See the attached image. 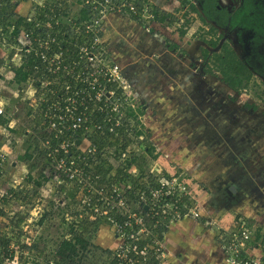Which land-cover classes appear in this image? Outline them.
I'll return each instance as SVG.
<instances>
[{
	"label": "rangeland",
	"instance_id": "obj_1",
	"mask_svg": "<svg viewBox=\"0 0 264 264\" xmlns=\"http://www.w3.org/2000/svg\"><path fill=\"white\" fill-rule=\"evenodd\" d=\"M193 2L196 3L195 0H136L146 11L135 18L108 15V11L102 23L103 39L112 55L110 61L120 67L122 89L134 109V116L129 117L133 131L125 157L133 155L143 170L184 176L200 215L192 220L201 222L209 232L193 241L192 246L197 245L198 251L206 255L201 240L207 239L208 243L212 240L220 250V260L230 264L219 242L228 238L234 218L241 219L252 235H259L252 245H247V251L254 256L264 255V82L253 75L240 91L223 83L215 66L210 61L206 63V57L194 50V43L203 38V27L199 12L190 8ZM162 15L166 18L159 21ZM17 61L16 56L11 59V69ZM0 63L2 67L1 60ZM2 75V79L10 80L7 86L3 85L6 89L20 91L15 71L7 75L3 71ZM5 98L18 122L19 135L29 139L22 133L33 124L28 100L9 94ZM253 105L255 108L251 110ZM146 146L148 150H144ZM12 148H15L13 140ZM103 151L98 162L106 159L110 163L108 152ZM24 152L23 145L15 150L6 159L0 176V192L16 186L15 193L23 198L20 199L23 206L16 213L17 205L5 201L8 214L0 217V228H4L0 230L1 236L17 242L19 247L22 243L37 246L29 252L22 247L21 264L64 263L54 251L61 239L70 238L77 231L90 243L67 264H107L108 247L113 248L116 243L111 228L102 220L94 224L87 216L80 217L76 211L79 197L60 195L65 186L57 183L51 164L41 154L24 159ZM27 163L35 168L30 171ZM137 169L134 173L139 174ZM28 172L33 178L43 180L41 186L27 179ZM211 202H215L216 213L207 217L204 210L211 208ZM41 216L44 219L39 223ZM20 217L23 222L18 226Z\"/></svg>",
	"mask_w": 264,
	"mask_h": 264
},
{
	"label": "built area",
	"instance_id": "obj_2",
	"mask_svg": "<svg viewBox=\"0 0 264 264\" xmlns=\"http://www.w3.org/2000/svg\"><path fill=\"white\" fill-rule=\"evenodd\" d=\"M58 1V9L65 13L53 12L52 5ZM26 3L29 4L26 11L16 10ZM7 6L14 7L16 19L18 16L22 19L14 38L11 36L14 24L0 23L2 66H9L16 56V67L25 72L22 61L32 58V63L37 62L32 71H26L24 81L18 83L20 91H11L14 98L28 100L32 122L41 117L37 131L25 128V133L34 140L33 147H37L33 155L41 154L54 168L57 183L65 186L60 195L70 191L79 197L76 211L80 217L87 216L94 222L102 220L111 228L116 243L113 248L108 247L107 264H175L174 252L167 246V234L174 224L200 218L196 198L185 185L184 176L142 167L138 170L131 163L116 177V168H122L127 159V149L117 159L114 151L123 142L128 145L133 131L129 117H133L130 113L134 114V109L122 89L119 65L110 61L112 55L103 39L102 23L108 11V15L135 18L144 15L145 7L138 6L136 0H0V9ZM39 8L48 12H40ZM13 49L10 55L8 51ZM2 72L0 176L6 159L15 154L12 140L18 142L12 131L18 122L2 92L5 88ZM2 119L6 123H1ZM94 133L101 138L110 135L114 141L99 151L91 141ZM104 149L112 166L108 173L102 174L94 168L100 163L98 155ZM135 168L139 174L134 173ZM16 188L0 192V210L5 214H8L5 201L17 205L14 213L23 206L15 198ZM232 222L234 228L228 232V238L219 242L226 262L264 264V255L254 256L247 251L256 235L241 219L234 218ZM22 254L17 242L6 248L0 245V264H20Z\"/></svg>",
	"mask_w": 264,
	"mask_h": 264
},
{
	"label": "flooded vegetation",
	"instance_id": "obj_3",
	"mask_svg": "<svg viewBox=\"0 0 264 264\" xmlns=\"http://www.w3.org/2000/svg\"><path fill=\"white\" fill-rule=\"evenodd\" d=\"M195 2L191 3L190 8L193 12H199L198 19L202 22L200 26L203 27V38L194 43V50L200 51L202 56L206 57L205 62L210 61L211 65L217 63L214 60L215 55L220 54L225 61V53L228 51L235 55L244 67L239 72H245L243 75L248 76L246 81L243 79V84L239 88H232L220 69L215 67L221 74L223 83L234 91L245 89L253 75H257L264 82V0H195ZM254 108V105L250 107L251 110ZM208 234L209 232L206 236Z\"/></svg>",
	"mask_w": 264,
	"mask_h": 264
},
{
	"label": "trees",
	"instance_id": "obj_4",
	"mask_svg": "<svg viewBox=\"0 0 264 264\" xmlns=\"http://www.w3.org/2000/svg\"><path fill=\"white\" fill-rule=\"evenodd\" d=\"M60 1H58L57 3L53 4V12L54 13H65L64 10H59L58 9V3ZM10 7V6H9ZM8 6L5 7V8H2L0 9V23L3 25V26H6V25H10V24H14V29L12 30V34L11 36L14 38L17 34V31L19 29V27L21 26V19L22 17L21 16H18V18L16 19L15 18V14H14V7H10L9 8ZM47 10V9H46ZM46 10H41L40 11V8H39V11L40 12H48ZM84 11H82V17H85L84 16ZM43 14V13H41ZM81 17V18H82ZM165 18V15H162L160 17H158V20L159 21H162L164 20ZM53 23V21H51V24ZM26 28L29 27L28 24H25ZM14 52V49L13 50H9L8 53L11 55L13 54ZM68 54H66L67 56ZM225 57H226V61L225 60H222L221 58V55L218 54V55H215V61L217 63L214 62V65L217 69H220V72H222V74H224L225 76V80L228 82V84L234 88V89H237L239 88L240 86H242V81L243 79H245V81L248 79V76L247 75H243L245 74V72H239L241 69H243L244 67L241 65V63L236 59L235 55L228 51L227 53H225ZM32 58H28L24 61H22L21 65H22V68L24 69L25 72H22L21 70V67H15L14 69H12L13 71H15V74L18 76L17 77V83H20L21 81H24L25 77H26V71H32L33 70V67H35L37 65V62L36 63H32ZM224 62V63H223ZM13 68V67H11ZM40 70H42V66L40 67ZM236 70V71H235ZM234 72V73H233ZM240 75V76H239ZM132 116H134V114L131 112L130 113ZM97 117L100 118L101 115L100 114H97ZM7 120L5 119H2L1 123H6ZM41 121V117H36L35 120H33V124L31 125V130L33 131H37L39 129V122ZM17 129H19V125L18 126H15V128L12 129V131L14 133H18L20 134L21 132H18ZM121 132V131H120ZM23 133V136L25 133V131L22 132ZM122 133V132H121ZM29 136V135H28ZM103 139V140H102ZM23 140H24V144L26 145L28 142V144L26 145L27 147L25 148V157L24 159H30L31 157H33L34 155H31L33 154V152L37 149V147H33V142L34 140H31V137L29 136V139L26 138L24 139L23 137ZM91 141L94 143V145H96V149H99V151H101V149H103V146L106 144V145H111L114 141V139L111 138L110 135H106L104 137H97V134H92L91 136ZM26 142V143H25ZM126 144L127 142H123L121 144V146H117L115 148V158H118V156H120V154L122 152L125 151L126 149ZM29 148H31V153H30V150ZM149 147H144V150H148ZM143 155L140 157V159H143ZM131 163H134L136 168L138 167V170H141L140 166H138L139 163H137V159H135V157H133V155L128 158V159H125L122 163V168H116V177H118V175L122 174L124 172V168H127ZM28 164V163H27ZM28 168H31L30 171H32L35 166L33 164H28L27 165ZM111 164L107 163L106 162V159H101L100 163L96 166V168H94V171L96 172H99V173H102V174H105V173H108L109 170L111 169ZM123 169V170H122ZM32 176V177H31ZM27 179H29V181H31L34 185H38V186H41V184L43 183V180L41 179H38V178H33V175L31 174V172H28L27 173ZM68 195H72L73 193L70 191H66ZM15 195V198L18 199L19 201L23 200V198L21 196H18V193H14ZM25 198V197H24ZM21 199V200H20ZM0 214L1 215H6L5 213H3V211L0 210ZM19 213H17L18 215ZM43 216V215H42ZM41 216V217H42ZM44 218H40V220L38 221L39 223L42 222ZM19 221L16 223L18 224V226H21L22 225V222H23V218L20 217L18 219ZM11 221V220H10ZM92 223H96L94 221H92ZM5 226H9V225H5ZM4 228H0V230H2ZM73 233V231H72ZM256 235V239H258L259 235L258 233L255 234ZM14 243L13 241H11V239H9L8 237H6L5 235H2L0 234V245H2L4 248H6L8 245ZM89 241L87 239H85L81 233H79L78 231L73 233L72 237L68 238V237H65L63 239H61V241L59 242L58 246L56 247L55 249V255L59 256L60 258L64 259V263L62 264H67L69 262H73L74 261V258L79 254V252L81 253L83 250L86 249V247L89 245ZM22 247H25L27 250L26 252L28 251H32L33 248H36L37 249V246L35 244L32 245V247H29L28 245H24L22 243L21 245ZM22 247H20L21 251H22ZM109 251V250H107ZM22 258V257H21ZM55 261L57 262V259H55ZM63 262V261H62ZM21 264V262H20ZM110 264H113V263H110Z\"/></svg>",
	"mask_w": 264,
	"mask_h": 264
},
{
	"label": "crops",
	"instance_id": "obj_5",
	"mask_svg": "<svg viewBox=\"0 0 264 264\" xmlns=\"http://www.w3.org/2000/svg\"><path fill=\"white\" fill-rule=\"evenodd\" d=\"M21 6L18 7L19 9H16L18 12H22V11L27 10V4H23V6L22 7ZM114 31L115 30H113V32ZM1 71H4V72L6 71V75H7V73H9L10 71L12 72L13 70L11 69V65L1 67V63H0V72ZM1 80H3L2 84H4V86L5 85L7 86L10 83V80H5V79H1ZM11 91L12 90L9 88H7V89L4 88V90H2V92L5 96L8 94L10 96ZM16 135L18 137L17 138L18 142L15 144L14 149L17 150L18 148H21L22 145H23V148L25 149L27 147L26 145L29 142L25 145L23 137L21 135H19L18 133H16ZM207 181H210V180L207 179ZM209 184H211V183H209ZM221 198H223V197L221 196ZM213 203H215V202H211V204H210L211 208H209L210 209L209 214H208V211H209L208 208H207V210H204L207 217H213L216 213L215 212L216 209L214 208L216 205L213 206ZM231 219H230V221H231ZM207 232L208 231H207L206 227H204L201 222H196L193 220H183L177 224H174L171 227L169 233L167 234L168 247L172 252H174V256L172 258L174 263L175 264H211L212 262H214V264H225L224 261L220 260V256H219L220 250H219L218 246H216L214 243H212L213 242L212 240H210L209 243H208L207 239L201 240L203 246L206 247V250H207L206 255L204 253H201L200 252L201 250L198 251L197 245L192 246L193 241H196L197 239H200L201 237H205ZM206 243L209 244L208 247H207ZM173 247H175V248H173Z\"/></svg>",
	"mask_w": 264,
	"mask_h": 264
},
{
	"label": "water",
	"instance_id": "obj_6",
	"mask_svg": "<svg viewBox=\"0 0 264 264\" xmlns=\"http://www.w3.org/2000/svg\"><path fill=\"white\" fill-rule=\"evenodd\" d=\"M232 188V187H231Z\"/></svg>",
	"mask_w": 264,
	"mask_h": 264
}]
</instances>
